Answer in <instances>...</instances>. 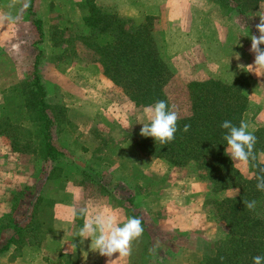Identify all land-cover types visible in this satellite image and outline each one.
Returning <instances> with one entry per match:
<instances>
[{"label": "rangeland", "instance_id": "1", "mask_svg": "<svg viewBox=\"0 0 264 264\" xmlns=\"http://www.w3.org/2000/svg\"><path fill=\"white\" fill-rule=\"evenodd\" d=\"M88 1L27 0V9L22 0H0V16L9 17L0 22V250L7 247L0 259L18 258L29 246L46 264L74 263L89 245L79 236L85 220L104 212L116 213L121 226L132 217L142 221L143 235L126 264H199L224 238L213 202L236 191L209 193L190 170L136 153L145 108L123 96L80 41L88 35L81 21ZM227 2L92 0L102 13L155 19L173 69L165 92L176 105L186 81H243L248 110L242 120L249 131H261L257 143L264 147V71L248 69L264 1L254 8L246 0L241 13ZM33 76L42 98L33 93ZM37 102L52 122L54 160L44 155ZM255 161L264 165V154ZM232 162L243 178L254 179L249 164Z\"/></svg>", "mask_w": 264, "mask_h": 264}, {"label": "trees", "instance_id": "2", "mask_svg": "<svg viewBox=\"0 0 264 264\" xmlns=\"http://www.w3.org/2000/svg\"><path fill=\"white\" fill-rule=\"evenodd\" d=\"M230 1L237 5L240 13L243 12L241 7L246 0ZM247 1L255 8L264 0ZM220 3L228 2L220 0ZM83 5L85 13L81 21L88 35L79 39L100 65L102 74L134 107L146 108L164 100L178 113V131L173 142L161 145L151 137L137 138L134 142L136 153L162 160L177 169L190 170L191 176L207 185L209 193L236 191L232 197L213 202V219L224 231V238L215 253L199 264H253L254 256H264V199L256 187V177L264 174V165L250 160L249 171L254 179L243 178L226 153L227 144L223 139L226 130L220 127L225 120L239 126L248 110L244 94L246 84L239 79L229 83L212 78L189 80L182 86V103L176 105L168 100L165 92L173 78V69L162 41L158 39V30L154 28L155 19L152 16L126 19L102 13L92 0ZM32 23L41 37L39 21L33 20ZM100 38L103 40L96 42ZM32 80L37 94L33 93L42 98L44 93L36 76ZM37 103L34 108L39 107L36 118L41 125L44 155L54 160L57 154L50 135L52 122L45 114L43 103ZM186 124L190 128L184 132ZM260 133H253L258 141L262 139ZM257 142L255 156L264 154V147ZM250 164L256 169L252 170ZM248 201L256 202L254 209L245 206L244 202ZM6 249L3 247L0 251Z\"/></svg>", "mask_w": 264, "mask_h": 264}, {"label": "clouds", "instance_id": "3", "mask_svg": "<svg viewBox=\"0 0 264 264\" xmlns=\"http://www.w3.org/2000/svg\"><path fill=\"white\" fill-rule=\"evenodd\" d=\"M13 5L21 0H12ZM23 7H28L27 0H22ZM9 19L8 16H0V22ZM259 36H251L250 51L255 55L254 65H248L249 71L255 69L264 71V15L260 16V23L256 25ZM237 59L239 56L237 55ZM143 119L147 123H140L143 127L140 130L142 137H151L155 142L161 145H167L174 141L175 134L178 131L177 122L179 119L177 111L169 108L164 100H158L153 105L144 109ZM220 127L225 131L223 135L226 141V153L233 161H239L243 165H248L250 160H255L254 154L256 136L249 131V124L241 120L239 126H236L229 120L221 123ZM190 125H184L183 131L187 132ZM257 190L264 191V174L258 175ZM255 201L244 202L248 209H254ZM82 215H87V210H81ZM144 228L140 218H128L121 226V222L116 213L101 212L92 218L86 219L81 228L79 236L85 239H91V244L102 256L111 258L113 254L118 253V257L125 258L131 255L133 242L140 239ZM253 264H264V256H254Z\"/></svg>", "mask_w": 264, "mask_h": 264}, {"label": "crops", "instance_id": "4", "mask_svg": "<svg viewBox=\"0 0 264 264\" xmlns=\"http://www.w3.org/2000/svg\"><path fill=\"white\" fill-rule=\"evenodd\" d=\"M86 243L89 245H86L85 248L83 247L82 249L78 250L74 263L70 264H126L124 261L125 258L118 257V253L115 259L113 258L114 256L111 258L102 256L94 247V245L91 244V239H88ZM19 256L20 257L18 258L10 260L0 259V264H46L41 260L39 250L34 247H23Z\"/></svg>", "mask_w": 264, "mask_h": 264}]
</instances>
